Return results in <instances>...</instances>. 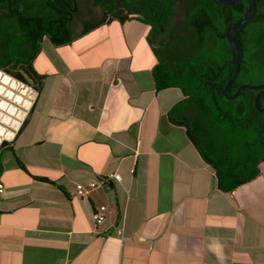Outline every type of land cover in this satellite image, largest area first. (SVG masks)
<instances>
[{
    "label": "crops",
    "instance_id": "obj_1",
    "mask_svg": "<svg viewBox=\"0 0 264 264\" xmlns=\"http://www.w3.org/2000/svg\"><path fill=\"white\" fill-rule=\"evenodd\" d=\"M114 23L49 52L41 44L33 60L43 75L35 109L0 150V264H264V162L252 181L220 191L168 120L183 94L156 90L149 28L129 35L143 23L119 22L114 46ZM112 173L121 180L76 192ZM100 204L116 213L96 225Z\"/></svg>",
    "mask_w": 264,
    "mask_h": 264
},
{
    "label": "trees",
    "instance_id": "obj_2",
    "mask_svg": "<svg viewBox=\"0 0 264 264\" xmlns=\"http://www.w3.org/2000/svg\"><path fill=\"white\" fill-rule=\"evenodd\" d=\"M9 1L0 16V68L24 65L40 87L43 75L36 72L33 60L41 44L26 30L17 40ZM256 2L255 16L233 33L244 55L230 95L244 83L264 84V0ZM94 4L102 7L101 15L85 22L73 36L67 26L43 34L59 46L112 21L147 25L146 41L157 60L152 70L156 90L174 87L183 94L167 112L168 120L184 127L188 140L214 170L220 191H233L255 179L264 162V111L255 108L257 90L244 89L232 100L221 92L233 73L235 57L225 31L246 11L247 2L227 6L217 0H94ZM179 7L182 16L177 19ZM259 104L264 107V96ZM2 170L0 160V176Z\"/></svg>",
    "mask_w": 264,
    "mask_h": 264
},
{
    "label": "flooded vegetation",
    "instance_id": "obj_3",
    "mask_svg": "<svg viewBox=\"0 0 264 264\" xmlns=\"http://www.w3.org/2000/svg\"><path fill=\"white\" fill-rule=\"evenodd\" d=\"M6 3L7 0L0 2V16L4 13ZM94 7H99L102 12V7L94 4V0H10L8 9L11 12L10 21L17 40L26 30L32 39L42 44L48 39V36L43 34L46 31L58 33L59 31L55 29L61 30L67 26L70 28V36H73L82 29L85 22L90 23L98 19L99 16L94 17L91 13ZM58 39H63V36L58 35ZM11 63L13 62H9Z\"/></svg>",
    "mask_w": 264,
    "mask_h": 264
},
{
    "label": "water",
    "instance_id": "obj_4",
    "mask_svg": "<svg viewBox=\"0 0 264 264\" xmlns=\"http://www.w3.org/2000/svg\"><path fill=\"white\" fill-rule=\"evenodd\" d=\"M219 3L227 6L235 5L239 3L241 0H217ZM248 4V7L246 11L233 23H231L225 31V37L227 39V42L229 43L230 47L235 51V57H234V70L232 75L229 77V79L226 81L225 85L221 87V92L223 96L227 99H234L236 98L241 91L244 89H251V90H257V93L255 95L254 99V105L255 108L262 112L264 111V107H261L259 104V100L262 96H264V84H249L244 83L241 84L236 91L233 94H228L229 89L231 88L232 84L240 74L241 70V61L244 55V47L240 40L235 38L233 36V33L235 30H237L239 27L243 26L247 22H249L256 14L257 12V2L256 0H245ZM1 72L5 73L7 76L15 80L16 82H19L21 85L30 88L29 89V95L31 92H35V98L33 101L25 100L26 103L23 104L24 107H26V111L22 112L19 111V117L21 118L20 122L17 124L16 119H14L12 124H8L3 118L0 121V150L4 148L5 146L10 145L14 140H16L19 135L22 133V131L25 129V127L28 125L32 113L35 109L38 94H39V85L37 83L36 78L32 73H30L24 66L19 67L18 69L5 67L0 69ZM32 97V96H30ZM29 97V98H30ZM16 109V107H14ZM0 112H2L0 108ZM4 114V113H3ZM6 114H4L5 116Z\"/></svg>",
    "mask_w": 264,
    "mask_h": 264
},
{
    "label": "rangeland",
    "instance_id": "obj_5",
    "mask_svg": "<svg viewBox=\"0 0 264 264\" xmlns=\"http://www.w3.org/2000/svg\"><path fill=\"white\" fill-rule=\"evenodd\" d=\"M92 10L93 11L91 13H93L94 17H97V16L101 15V9L99 7H94V8H92ZM85 14H87V12ZM181 16H182V10L179 7L177 12H176V18L177 19L181 18ZM134 24H136V22ZM137 24H139V23H137ZM118 25H119V22L118 23H114V25H112V26H109L108 32H107L108 35L111 37V41L113 42L114 46H116L115 45L116 44L115 43L116 40H120V42H122V38H123V36L121 35V32L118 31ZM139 26L140 27H138L136 30H134V29L127 30V33H129V35H132L134 33V31H141V30H139L140 28L141 29L145 28V27L148 28V26L144 25V24L139 25ZM96 34L97 33H93L92 35L84 37L82 40L91 41V40H93L96 37ZM97 39H100V35H97ZM131 43L137 45L138 41L131 42ZM52 45L53 44L48 39H45L42 42V46L44 47V50L46 52H49V51H51L53 49ZM115 48H117V47H114V49ZM116 50L117 49H115V51ZM63 51H69L70 52V49H63ZM13 81H10L7 84H3L0 81V89H1V86H3V89L0 90V91H2L0 93V99H3V100H5L8 103V107H7L8 109L10 107H16V110L12 111V113L7 112V110H8L7 108H6V110H2V114H1L0 118L2 119V118H5V117H9V119H10L9 122L10 123H11L12 120L16 119L17 115H19L18 114L19 111H22V112L26 111V109H25L26 107L23 106V104L26 105V103L24 101L25 100L33 101V99L35 98V95H36V93L32 91L31 94L29 95V97L30 96H32V97L29 98L28 94H29V89L30 88H27V87L21 85L20 83H16L17 88H14V87H12V85H14ZM22 87H24V88H22ZM3 113L6 114V115L4 116ZM76 192H77V189H76Z\"/></svg>",
    "mask_w": 264,
    "mask_h": 264
},
{
    "label": "built area",
    "instance_id": "obj_6",
    "mask_svg": "<svg viewBox=\"0 0 264 264\" xmlns=\"http://www.w3.org/2000/svg\"><path fill=\"white\" fill-rule=\"evenodd\" d=\"M111 180H121V176L119 173H112L109 174L106 177L101 178L97 181L89 182L87 185H84L82 183L76 184L77 193L81 196H85L89 189L101 187V186H107V184ZM4 193V185L0 182V195ZM116 213V209L114 207L108 206L106 204H100L98 205L93 211H92V219L94 220L96 225H100L104 223L108 215H112ZM120 233L121 231L118 230Z\"/></svg>",
    "mask_w": 264,
    "mask_h": 264
},
{
    "label": "bare ground",
    "instance_id": "obj_7",
    "mask_svg": "<svg viewBox=\"0 0 264 264\" xmlns=\"http://www.w3.org/2000/svg\"><path fill=\"white\" fill-rule=\"evenodd\" d=\"M0 81H1V83H3V84H7V83H9L10 81H13V79L12 78H10L9 76H7L5 73H3V72H1L0 71ZM14 82V85H12V87H14V88H17V85H16V83H19V82H16L15 80L13 81ZM11 85V84H10ZM22 88H24V87H22ZM1 89H3V86H1ZM0 89V90H1ZM23 90V89H22ZM2 91H0V93H1ZM8 107V103L5 101V100H3V99H0V108H1V110H6V108ZM8 109V108H7ZM16 109L14 108V107H10L8 110H7V112H9V113H12V111H15ZM1 114H2V112H0V116H1ZM3 120H5L6 122H8V124H12L13 123V121L14 120H12L11 121V123L9 122L10 121V119H9V117H5V118H3ZM20 120H21V118L19 117V115H17V117H16V123L18 124L19 122H20ZM0 121H1V118H0ZM15 122V121H14Z\"/></svg>",
    "mask_w": 264,
    "mask_h": 264
},
{
    "label": "clouds",
    "instance_id": "obj_8",
    "mask_svg": "<svg viewBox=\"0 0 264 264\" xmlns=\"http://www.w3.org/2000/svg\"><path fill=\"white\" fill-rule=\"evenodd\" d=\"M20 66H24V65H20ZM20 66H19V67H20ZM19 67H18V68H19ZM24 67H25V66H24ZM10 68H12V67H10ZM18 68H14V69H18ZM0 69H2V68H0ZM107 176H108V175H107ZM104 177H106V176H104ZM102 178H103V177H102ZM100 179H101V178H100ZM118 181H120V180H118ZM0 182H1V181H0ZM1 183H2V182H1Z\"/></svg>",
    "mask_w": 264,
    "mask_h": 264
}]
</instances>
